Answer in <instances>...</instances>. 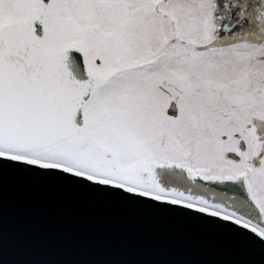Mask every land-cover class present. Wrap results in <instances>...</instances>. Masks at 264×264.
Instances as JSON below:
<instances>
[{
	"label": "snow or ice",
	"instance_id": "obj_1",
	"mask_svg": "<svg viewBox=\"0 0 264 264\" xmlns=\"http://www.w3.org/2000/svg\"><path fill=\"white\" fill-rule=\"evenodd\" d=\"M0 160L264 257V0H0Z\"/></svg>",
	"mask_w": 264,
	"mask_h": 264
},
{
	"label": "water",
	"instance_id": "obj_2",
	"mask_svg": "<svg viewBox=\"0 0 264 264\" xmlns=\"http://www.w3.org/2000/svg\"><path fill=\"white\" fill-rule=\"evenodd\" d=\"M0 264H264V257L192 217L2 170Z\"/></svg>",
	"mask_w": 264,
	"mask_h": 264
}]
</instances>
